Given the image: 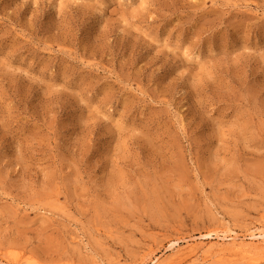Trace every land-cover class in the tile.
<instances>
[{
	"label": "rangeland",
	"instance_id": "1",
	"mask_svg": "<svg viewBox=\"0 0 264 264\" xmlns=\"http://www.w3.org/2000/svg\"><path fill=\"white\" fill-rule=\"evenodd\" d=\"M257 230L264 0H0V264H264Z\"/></svg>",
	"mask_w": 264,
	"mask_h": 264
},
{
	"label": "bare ground",
	"instance_id": "2",
	"mask_svg": "<svg viewBox=\"0 0 264 264\" xmlns=\"http://www.w3.org/2000/svg\"><path fill=\"white\" fill-rule=\"evenodd\" d=\"M260 230V229H259ZM259 230H257V232L258 233H255L254 231V233H252L251 235H249V236H245V238H247V239H249L250 241H252L253 243L254 242H258V243H261V244H263L264 243V232H263V230H261L260 232H259ZM218 235V234H217ZM212 237V235L211 234H209V235H206V238L207 239H209V238H211ZM224 239H229V241L231 242V248H232V250H236V251H239V252H241L243 255L244 254H248V255H250V253H252V252H254V250L256 251V249L258 248V246L257 245H254L252 242H251V244L249 243V244H247V243H239V241H237V239H238V237H235V236H225V238ZM240 239V238H239ZM264 245V244H263ZM199 247L200 246H193V247H191L190 248V251H192V253L194 254V253H196V252H198V250H199ZM212 247V246H211ZM260 248V247H259ZM208 249V248H207ZM261 249H264V248H261ZM213 249L212 248H210L209 250H206V255H208L206 258L207 259H209L210 257V253H211V251H212ZM260 250V249H259ZM220 251H223V250H220ZM204 252V251H203ZM225 253V252H224ZM224 253H223V255H224ZM255 254V253H254ZM225 255H228V254H225ZM233 255H236V254H234L233 253ZM248 255H246L247 257H248ZM260 255V254H259ZM217 256V255H216ZM246 256H244V258L246 257ZM232 257V256H231ZM229 258V257H228ZM221 259V258H220ZM233 259H235V258H233ZM243 259V258H242ZM247 259H249V257L247 258ZM251 259V258H250ZM263 259V258H262ZM244 261H245V259H244ZM7 264V263H6ZM153 264H160L159 263V261H155Z\"/></svg>",
	"mask_w": 264,
	"mask_h": 264
}]
</instances>
